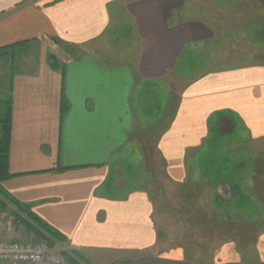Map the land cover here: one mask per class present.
I'll return each mask as SVG.
<instances>
[{
	"label": "crops",
	"instance_id": "crops-1",
	"mask_svg": "<svg viewBox=\"0 0 264 264\" xmlns=\"http://www.w3.org/2000/svg\"><path fill=\"white\" fill-rule=\"evenodd\" d=\"M191 1L0 0V50H40L38 62L0 56V103L10 107L9 178L1 187L11 199L0 202V239L36 240L40 230L61 264H264V234L252 262L241 263L232 247L207 262L181 249L153 251V204L136 188L130 163L137 159L129 156L137 129L146 136L154 125L146 123L147 86L168 81L187 47L204 48L212 38L205 22L183 20ZM252 1L264 8V0ZM124 17L138 40L112 55L105 39ZM49 43L57 48L52 58ZM240 65L189 75L171 91L156 147L172 180L187 176L213 117L251 141L264 138V65Z\"/></svg>",
	"mask_w": 264,
	"mask_h": 264
},
{
	"label": "rangeland",
	"instance_id": "rangeland-1",
	"mask_svg": "<svg viewBox=\"0 0 264 264\" xmlns=\"http://www.w3.org/2000/svg\"><path fill=\"white\" fill-rule=\"evenodd\" d=\"M129 19L124 17L116 27L114 23L112 33L106 36L109 48L105 50L112 51V55L119 51L124 54L136 46L138 39ZM183 20L205 22L212 38L204 48L187 47L168 81L154 82L151 89L147 86L152 95L147 98L146 112L151 111V115L146 123L154 125L146 136L137 129L135 155L129 156L137 159L130 163L135 165L132 169H136L134 176L139 180L136 188L145 189L153 204L159 240L153 251L181 249L188 259L207 262L232 247L241 263L252 262L251 253L264 234V138L251 141L239 127L231 129L227 121L226 125L218 124V119L211 118L205 146L195 161L186 162L187 176L180 182L167 175L156 142L159 129L167 121L160 118L171 109V91L174 95L175 88L186 86L191 77L214 68L264 65V8L252 0H193ZM39 53V48L29 47L21 50L15 62L23 59L30 63L31 57L38 62ZM51 53L56 54L57 48L49 43L47 58ZM128 56L132 57V52ZM138 91L142 92V87L135 97ZM0 99H5L3 93ZM172 100L175 102L176 97ZM4 105L0 103V111ZM135 110L142 114L138 104Z\"/></svg>",
	"mask_w": 264,
	"mask_h": 264
},
{
	"label": "built area",
	"instance_id": "built-area-1",
	"mask_svg": "<svg viewBox=\"0 0 264 264\" xmlns=\"http://www.w3.org/2000/svg\"><path fill=\"white\" fill-rule=\"evenodd\" d=\"M0 263L61 264V260L51 253L49 242L44 238L25 242L0 239Z\"/></svg>",
	"mask_w": 264,
	"mask_h": 264
},
{
	"label": "trees",
	"instance_id": "trees-1",
	"mask_svg": "<svg viewBox=\"0 0 264 264\" xmlns=\"http://www.w3.org/2000/svg\"><path fill=\"white\" fill-rule=\"evenodd\" d=\"M27 49L25 47L22 48V45L19 46H12L5 49L0 50V56L6 57L8 63H15V60H17V56L21 53V50ZM52 58V55L49 56ZM4 113L1 115V141H0V202H10V196L5 193V191L1 187V183L9 178V174L7 171V157H8V146H9V137H10V107L9 103H6V107L4 105ZM24 207V213L28 214L29 217H31V214L27 212ZM18 218V217H17ZM16 220V217H14ZM31 220H34V217L30 218ZM38 235L40 238H44L49 242L50 246V238L44 236L42 234V231H38Z\"/></svg>",
	"mask_w": 264,
	"mask_h": 264
}]
</instances>
